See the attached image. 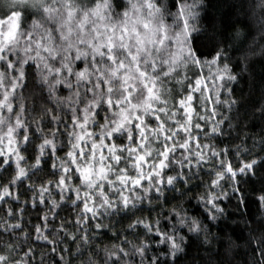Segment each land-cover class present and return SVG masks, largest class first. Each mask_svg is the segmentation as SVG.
<instances>
[{"label":"snow or ice","instance_id":"snow-or-ice-1","mask_svg":"<svg viewBox=\"0 0 264 264\" xmlns=\"http://www.w3.org/2000/svg\"><path fill=\"white\" fill-rule=\"evenodd\" d=\"M241 14L236 0L0 4V264H240L212 227L225 202L264 210V73ZM247 14L264 41V0ZM249 233L243 264H264V228Z\"/></svg>","mask_w":264,"mask_h":264},{"label":"trees","instance_id":"trees-1","mask_svg":"<svg viewBox=\"0 0 264 264\" xmlns=\"http://www.w3.org/2000/svg\"><path fill=\"white\" fill-rule=\"evenodd\" d=\"M6 0H0V4L5 3ZM213 3H217V0H213ZM224 8L221 6L220 11H223ZM241 31L242 36L241 40L245 41V45L247 48H254L255 49V56L251 57L255 61L254 67L255 71L257 73V77H259L262 73H264V57L261 55L260 47L261 45H264V41L260 40V33L258 32L259 25H257L256 21L252 19L250 16L247 21L243 20V14H241L240 19L237 21L236 25ZM234 62V61H233ZM241 87H245L244 84H241ZM252 87L251 79L249 78V82L247 87H245V95L248 94V89ZM232 135H236V132L234 129L231 130ZM256 131H259L257 128ZM248 130H245L244 133H241L242 138L246 135H248ZM236 143H240L239 140L236 141ZM251 143V141H249ZM221 147L224 145L221 144ZM253 187H259V185H253ZM249 192H251V187H249ZM251 196L249 197V205L247 207H241L239 211L235 207L236 201L233 200L231 204H228L227 202L224 203L223 207L225 208L226 215L224 217H220L217 222H214V226L212 227V233L216 234L217 229L221 227H226V229L232 234L233 238H238L244 235L243 231V225H244V218L251 219V215L255 213L256 216H259V210L258 205L256 203H252ZM243 212L245 215L243 218H241L240 213ZM35 214L33 213V216ZM237 225H240L241 227L237 229ZM117 227H120L117 225ZM235 229L234 232H232V229ZM211 240V238H210ZM108 243H111L110 241H106ZM237 243H240L237 239ZM43 243V242H41ZM211 247L212 251L214 252L215 249L218 247V243L215 240H211L210 245H205V249ZM246 250V248H240L238 253H241V255L237 256V260L240 261V264H243V261L248 259V257L243 256V252ZM203 254L207 257L211 255L209 252L205 251ZM212 260L215 264L216 257L212 256Z\"/></svg>","mask_w":264,"mask_h":264},{"label":"clouds","instance_id":"clouds-1","mask_svg":"<svg viewBox=\"0 0 264 264\" xmlns=\"http://www.w3.org/2000/svg\"><path fill=\"white\" fill-rule=\"evenodd\" d=\"M237 6L239 8V10L243 13V20L247 21L249 16H248V10H249V6L254 3V0H236ZM253 217H255L256 221H261V223L257 224L253 222ZM264 217V210L259 211V216H256L255 213H253L251 215V219L249 220L248 218H244V225H243V231H244V235L238 238H233L235 244H236V248L233 249L234 254L238 253L240 248H248V244H247V239L249 238V229H261L264 228V220H262L261 218ZM241 226L238 225L237 229H239ZM258 234V231H257ZM237 239L239 241H241L240 243H237ZM220 258H217V264ZM224 264H227V260H225Z\"/></svg>","mask_w":264,"mask_h":264}]
</instances>
